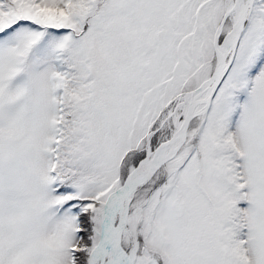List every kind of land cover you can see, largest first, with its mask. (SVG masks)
Instances as JSON below:
<instances>
[{
  "label": "snow or ice",
  "instance_id": "1",
  "mask_svg": "<svg viewBox=\"0 0 264 264\" xmlns=\"http://www.w3.org/2000/svg\"><path fill=\"white\" fill-rule=\"evenodd\" d=\"M0 264H264V0H0Z\"/></svg>",
  "mask_w": 264,
  "mask_h": 264
}]
</instances>
